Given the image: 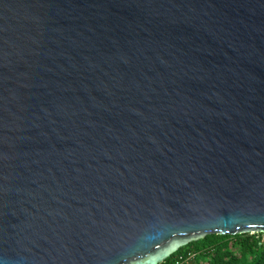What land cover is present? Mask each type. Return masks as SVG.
Masks as SVG:
<instances>
[{
	"label": "water",
	"instance_id": "1",
	"mask_svg": "<svg viewBox=\"0 0 264 264\" xmlns=\"http://www.w3.org/2000/svg\"><path fill=\"white\" fill-rule=\"evenodd\" d=\"M264 234V0H0V264H161Z\"/></svg>",
	"mask_w": 264,
	"mask_h": 264
},
{
	"label": "trees",
	"instance_id": "2",
	"mask_svg": "<svg viewBox=\"0 0 264 264\" xmlns=\"http://www.w3.org/2000/svg\"><path fill=\"white\" fill-rule=\"evenodd\" d=\"M264 264V234L208 235L161 264Z\"/></svg>",
	"mask_w": 264,
	"mask_h": 264
},
{
	"label": "built area",
	"instance_id": "3",
	"mask_svg": "<svg viewBox=\"0 0 264 264\" xmlns=\"http://www.w3.org/2000/svg\"><path fill=\"white\" fill-rule=\"evenodd\" d=\"M186 263V260H182L181 259V261L179 260L178 262H177V264H185Z\"/></svg>",
	"mask_w": 264,
	"mask_h": 264
}]
</instances>
